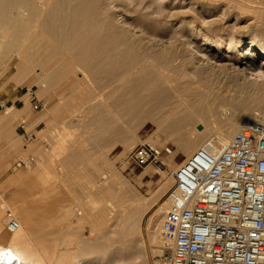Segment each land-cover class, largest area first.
<instances>
[{
  "label": "rangeland",
  "instance_id": "obj_1",
  "mask_svg": "<svg viewBox=\"0 0 264 264\" xmlns=\"http://www.w3.org/2000/svg\"><path fill=\"white\" fill-rule=\"evenodd\" d=\"M93 1L84 13L63 11L67 18L63 49L73 65L47 89L40 86V67H32L16 81L12 79L19 63L15 50L0 55V99L8 108L21 109L15 114L14 109L0 110V116L15 118L21 135L5 139L12 152L16 147L20 152L12 153L9 162L0 156L3 226L10 211L19 223L11 235L27 238L48 264H166L161 225L174 173L213 127L211 121L188 116L214 113V106L210 109L192 92L195 86L189 84L188 74L212 71L217 63L228 62L231 40L264 36V3L253 0L241 13L235 4L239 0H116L119 11L111 0ZM47 4L37 8L44 7L46 16L54 17L56 11L51 13ZM53 22L51 29L57 26ZM33 24L38 25L35 20ZM5 31L0 27V49ZM190 40L211 60L197 63ZM217 41L222 42L218 49L213 46ZM56 62L51 60L48 66ZM30 92L46 106L36 108ZM262 96L264 111V92ZM246 115L232 119L239 126L236 132L248 120L261 122ZM36 119L46 122L38 127L44 128L40 132L35 130ZM22 121L33 140L23 136ZM201 125L208 130L199 134ZM229 125L228 119L222 131ZM188 135L192 140L183 144ZM142 144L169 147L171 153L137 167L129 155ZM20 159L26 164L19 167ZM132 202L139 216L119 217ZM123 226L125 233L117 234Z\"/></svg>",
  "mask_w": 264,
  "mask_h": 264
},
{
  "label": "built area",
  "instance_id": "obj_2",
  "mask_svg": "<svg viewBox=\"0 0 264 264\" xmlns=\"http://www.w3.org/2000/svg\"><path fill=\"white\" fill-rule=\"evenodd\" d=\"M36 98L34 92H30ZM36 108L46 106L35 99ZM8 109L0 99V110ZM34 139L26 121L19 125ZM171 149L136 147L129 160L137 167L157 163ZM20 159L16 166L25 165ZM175 184L161 230L166 264H264V128L244 124L223 148L209 142L174 173ZM8 229L19 227L7 213Z\"/></svg>",
  "mask_w": 264,
  "mask_h": 264
},
{
  "label": "bare ground",
  "instance_id": "obj_3",
  "mask_svg": "<svg viewBox=\"0 0 264 264\" xmlns=\"http://www.w3.org/2000/svg\"><path fill=\"white\" fill-rule=\"evenodd\" d=\"M43 1L40 0V3L37 4L35 0H0V27L6 29L4 39L2 40L4 41V45H2V48L0 49V55L15 50L14 52L19 59V63L12 79L16 81L26 77L30 70H32V67H40L37 68V74L42 78L40 86L47 89L49 85L54 83V81L56 82L61 76L65 75L66 72L71 71L72 68L70 67L73 65H71V60H69L63 49L64 44L62 39L66 34H64L65 32L62 28L67 21V18L62 14L63 11L72 9L82 13L89 5L92 7L90 4L92 2H90V0H52V2H48L47 4ZM95 1L97 2L99 0ZM95 1L93 2L95 3ZM117 1L111 0L115 10L119 11L121 9L118 8ZM163 1L160 2V6L163 5L161 4ZM251 2H253V0H239V2L237 1L235 4H238L237 8H239V11L242 13L243 10L249 9L248 3ZM261 3H264V0H262ZM44 4H47L48 8H53L51 13L56 11L54 17L49 14L46 16V11L43 9L44 7H42V9L45 12V16L38 14L37 11H40V7L37 8V6H45ZM42 9L40 13H43ZM12 10H17V13L19 10H22V12L20 14L18 13L19 15L17 16L12 15L14 16L12 17L9 14ZM86 11H88V8ZM48 13H50V11ZM34 20L37 21L38 25L33 24ZM55 21L57 26L53 24L55 28L51 29V24L52 22L55 23ZM36 27H38V29ZM221 44L222 42L217 41L216 43H213V46L218 49L221 47ZM188 45L195 49L197 63L202 62V60H211V55L209 56L200 46L194 45L191 40ZM64 47L67 48V45ZM239 47L242 49L239 51V54H236ZM228 52L230 53L228 56L229 61L226 63H217V68L212 69V71L198 69L197 71L188 74L190 75L189 78H187L189 84L195 86L192 90L195 96H197L201 102H205L209 105L210 109L211 106H214L212 107L214 113L211 116H203L195 113L188 114L190 118L211 121L213 125V127L209 129L208 138L198 146L197 150L194 151L196 153L201 149H204L209 142L213 143L215 147L219 149L226 146L233 137L232 135L236 133L237 127H239L232 123V119L236 120V118H234L236 116H238L239 119H243L244 115L250 113L264 125V111L262 110L263 108L260 107V104L263 101L262 92H264V36L255 35L252 36L249 41L239 39L236 43H233V40H231L229 42ZM215 56L216 55H213L212 58H218V56ZM51 60H57V62L48 66ZM256 67H258V69H256ZM10 109L16 110L14 106ZM228 119L231 121V125H229L230 127L228 129L226 128L227 130L223 132L221 125ZM255 123L261 125L259 121L258 123ZM236 124L238 125V123ZM244 124L253 123L248 120L244 122L243 125ZM241 126L242 125H240V127ZM199 127L200 128L197 129L199 134L204 133L206 129L208 130V128L204 126L202 127V125ZM191 140L192 137L188 135L183 144L187 145ZM148 170L150 173L151 170ZM148 170H146V172ZM156 171L159 172L158 169ZM106 175H101L102 179L107 180L109 174ZM94 184L96 185V182L93 183V185L91 184L92 188H95ZM133 203L134 202L131 203V207L128 209L127 213L125 210H122L120 213L121 216L119 217L130 220L136 219L140 212L138 213V207ZM133 205H135V207ZM124 228L125 226L121 227L117 231V234L125 233ZM31 248L32 247L29 246L27 238L17 234L10 235L8 243L0 244V264L49 263Z\"/></svg>",
  "mask_w": 264,
  "mask_h": 264
},
{
  "label": "crops",
  "instance_id": "obj_4",
  "mask_svg": "<svg viewBox=\"0 0 264 264\" xmlns=\"http://www.w3.org/2000/svg\"><path fill=\"white\" fill-rule=\"evenodd\" d=\"M20 110L21 109H16V111L13 114H15L16 112ZM5 116L4 117L0 116V156H3L2 162H9L11 159L12 153L13 155H15L16 153H19L20 148L16 147V149H14V151L12 152L9 145H7L8 143L5 141V139L9 136L17 140L19 139L21 135L19 133L18 127L16 126L15 118L11 115H10L11 117L9 116L5 117ZM42 124H46V122L43 121L42 119H36L35 121L36 132H40L44 129L42 128L41 130H38V127L41 126ZM2 216H3V208L0 207V244H5L9 242L11 232L8 229V221L4 228ZM37 220L38 218L36 219V222H38ZM7 231H9L10 234H8Z\"/></svg>",
  "mask_w": 264,
  "mask_h": 264
},
{
  "label": "water",
  "instance_id": "obj_5",
  "mask_svg": "<svg viewBox=\"0 0 264 264\" xmlns=\"http://www.w3.org/2000/svg\"><path fill=\"white\" fill-rule=\"evenodd\" d=\"M200 128V127H199Z\"/></svg>",
  "mask_w": 264,
  "mask_h": 264
}]
</instances>
